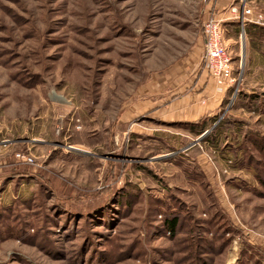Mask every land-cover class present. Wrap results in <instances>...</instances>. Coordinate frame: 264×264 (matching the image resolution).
Returning <instances> with one entry per match:
<instances>
[{
  "label": "rangeland",
  "instance_id": "374dc122",
  "mask_svg": "<svg viewBox=\"0 0 264 264\" xmlns=\"http://www.w3.org/2000/svg\"><path fill=\"white\" fill-rule=\"evenodd\" d=\"M214 2L0 0V264H264V0L209 130L165 115Z\"/></svg>",
  "mask_w": 264,
  "mask_h": 264
},
{
  "label": "crops",
  "instance_id": "0c3cea01",
  "mask_svg": "<svg viewBox=\"0 0 264 264\" xmlns=\"http://www.w3.org/2000/svg\"><path fill=\"white\" fill-rule=\"evenodd\" d=\"M249 1L252 2L254 0ZM238 2L239 0H217L216 10L218 11V15L228 18L227 21L232 20L229 19L231 17L230 8ZM187 89L183 91V94L174 99L166 109L168 113L165 115L169 121L198 123L217 115L222 109L230 88L217 86L208 78L206 72H203L195 84L189 85ZM204 101L206 103H203ZM243 232H246V230L244 229Z\"/></svg>",
  "mask_w": 264,
  "mask_h": 264
},
{
  "label": "built area",
  "instance_id": "2783aa9c",
  "mask_svg": "<svg viewBox=\"0 0 264 264\" xmlns=\"http://www.w3.org/2000/svg\"><path fill=\"white\" fill-rule=\"evenodd\" d=\"M216 3L217 0H215L212 10L207 14L203 24L205 37L203 64L208 78L217 86L224 88L233 86L235 78L233 77V67L228 56V50L222 43V27L228 18L218 15ZM230 12L231 17L229 19H240L239 9L235 4L231 6ZM246 12L250 15L249 22L257 23L260 21V17L254 15L250 9ZM242 22L244 23L243 20ZM17 158L25 163L32 162V158L24 154H18Z\"/></svg>",
  "mask_w": 264,
  "mask_h": 264
},
{
  "label": "trees",
  "instance_id": "16d2710c",
  "mask_svg": "<svg viewBox=\"0 0 264 264\" xmlns=\"http://www.w3.org/2000/svg\"><path fill=\"white\" fill-rule=\"evenodd\" d=\"M204 121V120H203ZM216 121V118L215 119H213V123H216L215 122ZM200 122L201 121H199L198 123H186V124H190V125H192L191 127H192V129L194 130V132L195 133H198V134H201V133H204L205 131H207V130H209L208 129V123H206L205 121L202 123V124H200ZM175 123V122H174ZM180 123H185V122H180ZM172 124H173V122H172ZM226 123H225V121H223L221 124H220V122L218 123V125H217V127H220V128H222V131H224L223 130V126L225 125ZM198 125V126H197ZM222 131H219V135H220V137H221V132ZM218 138V134H217V137H216V139H212V143L213 144H216V141L218 140L217 139ZM216 147H217V145H216ZM234 158V157H233ZM233 158L232 159H230L229 160V162H231L232 160H233ZM234 159H236V158H234ZM260 179V183H261V185L264 187V179H261V178H259ZM179 222H180V219H179V215H177V214H174L172 217H165V219H164V228L166 229V230H169V236L171 237V238H173V237H175V235H176V232H177V230H178V225H179ZM232 224L231 225H228L227 227V229H224V231H231V229H232ZM227 231V232H228Z\"/></svg>",
  "mask_w": 264,
  "mask_h": 264
}]
</instances>
